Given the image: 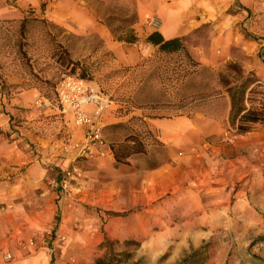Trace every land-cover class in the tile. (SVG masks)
<instances>
[{
  "label": "rangeland",
  "instance_id": "obj_1",
  "mask_svg": "<svg viewBox=\"0 0 264 264\" xmlns=\"http://www.w3.org/2000/svg\"><path fill=\"white\" fill-rule=\"evenodd\" d=\"M121 1L117 0V6H122ZM113 2L109 3L110 8ZM23 21L0 23V68L5 64L23 79L18 84L20 89L39 87L41 96L54 104L60 80L66 75L82 76L85 72L87 78L96 81L119 105L116 110L120 115L136 108L144 109V115L149 117L197 111L220 119L229 115L224 142L233 144L241 134L240 116L233 121L223 76H230L235 83L255 78L243 102L257 108L264 103V0L244 3L232 0L208 21L181 35L192 56L201 63L197 67L183 62L181 53L167 55L157 48H150L142 62L125 65L118 60L116 51L104 47L96 35L74 31L64 34L59 25L36 17L33 11ZM165 21L164 17L152 15L142 25L160 30ZM113 23L124 26L118 21ZM72 60H77L79 65L74 67ZM232 63L242 67L244 73L232 70L228 66ZM156 66L160 68L153 72ZM210 93H215L213 98L207 96ZM179 104L185 105L178 108ZM49 107L54 108L51 105L43 110L38 108V115L47 116L45 111ZM144 115H132L126 121L128 128L104 131L108 144L116 148L119 160L115 156L105 160L109 154L77 155L66 167L78 169L66 190L53 183L66 169L51 176L47 183L58 191L60 198L68 195L73 185H83L94 193L101 191V196L95 194V199L86 201L83 207L85 217L101 223L102 237L90 250L91 255L85 251L86 255L80 258L70 257L68 264H264V168L243 180L234 179L219 190L212 181L214 190L206 188L197 198L195 174L185 167L175 184L180 186L177 193L170 192L173 191L170 185V191L166 190L158 201L126 207L131 202L130 191L144 183V178L137 173L164 157L162 141L150 127L152 135L147 134L146 123L136 118H145ZM67 122L77 126L69 119ZM130 131L136 134L137 143L125 139ZM178 158V165L183 164L182 156ZM156 178L150 172L149 184ZM205 184L202 182L200 186ZM117 197L125 207H114ZM198 200L207 207L195 206ZM60 218V211L55 208L49 231L30 237L29 243L34 247L46 246L54 257H59L69 244L68 231L56 232ZM109 219H115V235L110 234V228L104 229ZM4 258L10 259L9 254Z\"/></svg>",
  "mask_w": 264,
  "mask_h": 264
},
{
  "label": "crops",
  "instance_id": "obj_2",
  "mask_svg": "<svg viewBox=\"0 0 264 264\" xmlns=\"http://www.w3.org/2000/svg\"><path fill=\"white\" fill-rule=\"evenodd\" d=\"M114 5L110 8V2ZM232 0H0V23L20 21L33 11L36 17L59 25L68 34L71 31L98 36L107 49H113L122 64L142 62L150 48L148 34L155 31L144 28L143 21L152 15L166 19L159 31L165 38L188 33L218 12ZM243 3L247 0H241ZM136 14L138 21L132 25L138 40L130 42L116 39L109 16ZM190 24V25H187ZM145 32V34H143ZM23 79L5 64L0 68V264H68L70 257H82L85 251L102 237L101 223L84 216V203L101 196V191L90 192L83 185H73L72 191L61 198L58 191L47 185L49 180L63 171L78 155L76 142L85 138L86 130L68 123V118L57 109L49 107L40 117L36 100L42 95L39 87L20 89ZM229 97V94H228ZM230 99V109L232 101ZM113 104L105 114V125L126 122L132 115H144V109L136 108L120 115ZM149 127L168 148L171 160L155 169H143L137 174L144 178L139 189L130 191L131 201L126 207L148 205L158 201L170 191L177 193L180 186V170L195 174L197 198L204 192L219 190L236 179L243 180L264 168V122L256 123L253 130L237 135L233 144L224 142L228 134L229 115L225 119L214 118L204 111L180 114L172 117L144 115ZM65 140L67 142H65ZM69 142V143H68ZM108 147L110 161L114 158ZM179 155L183 164H179ZM104 160V159H103ZM132 161V156L130 157ZM184 166V167H182ZM166 170L170 173H166ZM150 172L156 174L152 184L147 179ZM52 176V177H51ZM214 181V183H212ZM206 183L205 187L200 183ZM211 183V186L210 184ZM110 192V191H108ZM117 193V192H116ZM174 198V197H173ZM58 199V200H57ZM195 206L207 207L198 200ZM114 207H125L117 199ZM211 206V205H210ZM60 211L56 232L68 231V243L60 256L54 257L46 246L34 247L28 239L49 231L53 211ZM92 219V221H91ZM115 219H109L105 231L115 235ZM147 223V222H145ZM9 254L10 259L4 258ZM91 255V252L89 253ZM82 264V263H81Z\"/></svg>",
  "mask_w": 264,
  "mask_h": 264
},
{
  "label": "trees",
  "instance_id": "obj_3",
  "mask_svg": "<svg viewBox=\"0 0 264 264\" xmlns=\"http://www.w3.org/2000/svg\"><path fill=\"white\" fill-rule=\"evenodd\" d=\"M28 18H24L23 23H25L27 21ZM108 21H118L120 23H123L124 26H112V30L114 32V35L116 36V39H120V40H126V41H136L139 39V37L137 36L135 29L132 27L133 24H135L138 21V16H136V14L130 15V16H109ZM46 20V19H44ZM124 27V28H123ZM146 42L153 44L154 46H156L157 51L160 53H164V54H174V53H181L182 57H183V62H187L188 64H191L192 66H201V63L196 60L192 54L190 53L185 40L182 36H177V37H172V38H165L164 35L161 33V31L159 30H155L153 32H151L150 34L147 35V37L145 38ZM68 56H70V51L68 50V48H65L64 50ZM71 64L74 65V67H76L77 65H79V62L77 60H72ZM146 64V63H145ZM232 70H235L237 74H243L244 70L242 67H240L237 64H229L228 65ZM159 66H156L153 70V72H158L159 70ZM191 73V72H189ZM188 74V71H187ZM186 75V74H185ZM79 76V75H76ZM81 76V75H80ZM79 76V77H80ZM82 78H86V79H90L86 77V74L84 72V74L81 76ZM224 77V83L227 85L226 87V92H228V94L231 97V101H232V119L233 121L240 116V125L238 127V131L241 134L247 133L249 131L252 130L253 124L257 123V122H262L264 121V103L261 107L257 108V107H248L246 106V104L243 102L245 100V94L247 89L256 82L255 78H245L243 79V81L240 82H234L230 76H223ZM234 82V84H233ZM215 93H210L207 96L209 98H213ZM218 97V95L216 96V98ZM193 101V100H192ZM187 104V102L185 103ZM185 104H179L178 108L181 106H184ZM141 107V106H140ZM207 115L214 117V118H218L216 115H212L209 114L207 112H205ZM180 114H185V113H178V114H174V115H180ZM191 113H189L190 115ZM173 115V116H174ZM172 117V116H171ZM137 119H142V121H144L147 125V134L152 135V131L150 130L147 120H145V118H139L136 117ZM128 122H118V123H111V124H106L103 128V138L105 141H108L105 136H104V131L107 129H121V128H128ZM136 134H134L133 132L130 131V133L126 134L125 139H130L133 140V143H137V138H136ZM116 138V137H115ZM114 137H112V140H115ZM163 143V147H164V157L162 159V161L158 162L157 164H153V165H148L146 166L144 169H155L157 167H160L166 163H168L171 158L168 152V148L166 146V144L164 142ZM110 144V143H109ZM110 146L113 149L114 152V156L116 160H119L120 156L116 150V148L114 147L113 144H110ZM133 156V155H132ZM109 264V263H106Z\"/></svg>",
  "mask_w": 264,
  "mask_h": 264
},
{
  "label": "built area",
  "instance_id": "obj_4",
  "mask_svg": "<svg viewBox=\"0 0 264 264\" xmlns=\"http://www.w3.org/2000/svg\"><path fill=\"white\" fill-rule=\"evenodd\" d=\"M113 104L115 105V101L101 89L96 81L76 75H66L60 80L55 104L44 96L36 100L40 110L51 105L70 121L86 130L84 140L75 143L79 150L78 157L92 156L94 153L106 156L110 153L108 147H101L98 152H95V147L108 144L103 138V128L105 114ZM77 171V168L73 170L68 168L63 172L62 177L53 180V183L66 190Z\"/></svg>",
  "mask_w": 264,
  "mask_h": 264
}]
</instances>
